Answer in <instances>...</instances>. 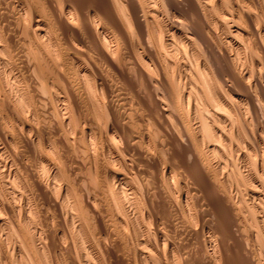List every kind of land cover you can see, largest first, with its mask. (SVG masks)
<instances>
[{
    "label": "bare ground",
    "instance_id": "bare-ground-1",
    "mask_svg": "<svg viewBox=\"0 0 264 264\" xmlns=\"http://www.w3.org/2000/svg\"><path fill=\"white\" fill-rule=\"evenodd\" d=\"M0 264H264V0H0Z\"/></svg>",
    "mask_w": 264,
    "mask_h": 264
}]
</instances>
